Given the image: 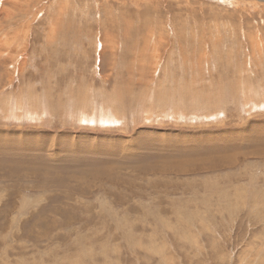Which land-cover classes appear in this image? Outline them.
Segmentation results:
<instances>
[{"label": "rangeland", "instance_id": "374dc122", "mask_svg": "<svg viewBox=\"0 0 264 264\" xmlns=\"http://www.w3.org/2000/svg\"><path fill=\"white\" fill-rule=\"evenodd\" d=\"M263 36L264 0H0V264H264Z\"/></svg>", "mask_w": 264, "mask_h": 264}, {"label": "crops", "instance_id": "0c3cea01", "mask_svg": "<svg viewBox=\"0 0 264 264\" xmlns=\"http://www.w3.org/2000/svg\"><path fill=\"white\" fill-rule=\"evenodd\" d=\"M107 113L105 112H92L90 115H88L84 111H73L71 116L73 117V122L69 123L68 125H65V129L62 131V133H72V132H80V130L83 129H106V127H109V125L117 121H110L107 122L105 119V115ZM113 128H116L118 131L125 133L127 132L128 127L127 125H123L121 123H117V125H113ZM123 128V129H122Z\"/></svg>", "mask_w": 264, "mask_h": 264}, {"label": "bare ground", "instance_id": "6f19581e", "mask_svg": "<svg viewBox=\"0 0 264 264\" xmlns=\"http://www.w3.org/2000/svg\"><path fill=\"white\" fill-rule=\"evenodd\" d=\"M242 21H240V23H241ZM261 32V31H260ZM263 38H264V36H263Z\"/></svg>", "mask_w": 264, "mask_h": 264}]
</instances>
